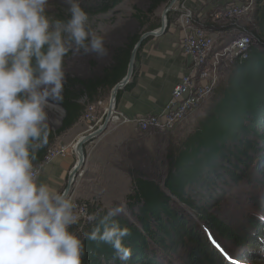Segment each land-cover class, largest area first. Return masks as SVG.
<instances>
[{
	"label": "trees",
	"instance_id": "trees-1",
	"mask_svg": "<svg viewBox=\"0 0 264 264\" xmlns=\"http://www.w3.org/2000/svg\"><path fill=\"white\" fill-rule=\"evenodd\" d=\"M122 1L89 0L84 9L92 14L105 13ZM169 1L148 0L146 12L136 15L140 32L127 35L110 48L108 65L85 74L65 69L63 101L56 103L64 115L58 128L50 131L48 145L38 152L36 167L42 164L56 136L82 114L85 104L81 99L85 97L88 104L99 100L102 90H111L124 77L130 53L140 36L160 25L158 21L148 24V20ZM261 1L257 0L255 39L248 57L236 58L231 63L194 131L177 143H168L165 158L169 168L165 178L152 177L139 168L128 169L133 190L127 195V204L136 223L123 215L117 217L122 226L131 230L123 240L132 248L126 264H264L262 255L248 253L244 248L246 242L255 246L264 242V3L260 6ZM177 14L173 10L167 13V27ZM206 25H212L214 30L219 28L209 22ZM149 38L144 39L138 52ZM71 55L65 58V67ZM134 81L133 70L124 90ZM119 95L120 92L116 102ZM245 179L254 187V204L252 210L245 212L244 223L237 225L212 209L220 207L219 198L225 189L236 190ZM178 205L185 207L183 215L177 210ZM99 208L91 205L88 212ZM83 222L71 229L82 239L93 227L89 221ZM208 236L219 247L211 246ZM84 243L85 264H121L111 246L87 239Z\"/></svg>",
	"mask_w": 264,
	"mask_h": 264
},
{
	"label": "clouds",
	"instance_id": "clouds-1",
	"mask_svg": "<svg viewBox=\"0 0 264 264\" xmlns=\"http://www.w3.org/2000/svg\"><path fill=\"white\" fill-rule=\"evenodd\" d=\"M49 3L0 0V264H85L84 239L111 246L126 264L131 230L117 219L126 204L91 213L82 239L71 230L81 220L74 197L34 165L48 145L50 106L63 101L65 58L109 54L79 0H64L66 19L49 16Z\"/></svg>",
	"mask_w": 264,
	"mask_h": 264
},
{
	"label": "rangeland",
	"instance_id": "rangeland-1",
	"mask_svg": "<svg viewBox=\"0 0 264 264\" xmlns=\"http://www.w3.org/2000/svg\"><path fill=\"white\" fill-rule=\"evenodd\" d=\"M79 2L81 6L85 8L87 7L89 0H79ZM263 3L264 0L261 1L260 6H263ZM147 5H148V0H123L122 2L117 4L113 9L105 13H98V14L88 13L90 26L98 34H102L105 36V46L108 49L109 54L103 58H97L95 55H87V56L71 55V57H69L66 62L65 69L71 73L77 72L79 74H85L90 70L98 71L102 67L108 65L110 62V48L122 42L127 35L134 34L138 31L140 32V30L138 29V21L136 19V15L139 17L140 15L138 13H145L147 10ZM179 5L180 3L177 0L174 3L171 10L176 11L177 13L178 11L177 9ZM164 7L165 6L161 7L159 10L155 12V15L148 20L149 21L148 24L154 23L156 21L160 23L161 14ZM202 8L204 7H201L199 9L201 12L207 13V11L209 10V9L202 10ZM255 12L256 9H254L253 16ZM48 15L55 19H66L68 13L66 11V5L64 4V0H50L48 6ZM176 18L177 17L175 15V20ZM254 18L255 17H253V20ZM238 21L242 23L241 28H246L249 31L250 29H252L251 21H249L248 24L247 20L243 17H239ZM176 22H175L176 26L180 28ZM219 28L222 29L221 26ZM231 37L232 34L230 32H226L216 36L215 41L226 43L227 41H230L229 39ZM230 65L221 66L217 74L218 77L217 82L214 85V88L212 90L209 99L205 100L200 105H198L195 110H193L182 121H180L174 127V130L172 132H165L161 129L158 130L154 128H149L146 130H138L135 128L136 132H134V134L136 141L135 143H129V145L128 146L126 145V148L123 149L122 158L128 159V162L123 164L119 171L110 170L108 172L105 171L101 172L100 166H96L91 170L90 167L92 166L90 165V162L95 160L96 156L93 155V153L90 150L91 147V145H89L90 143L84 146L83 152L85 156V163L82 170L75 178L74 181L75 190L72 187L70 191V195L74 197L75 201L81 204H86L87 208L91 205L93 206L99 205L101 208H107L116 203L126 204L128 214L125 217L127 218L129 217L133 222L136 223V219L130 215L132 209L127 204V195L133 190L131 186V179L129 177L128 169L139 168L140 170L146 172L148 175L152 177L158 176L160 180L165 178V175L168 172V168H169L167 160L165 158V152H166L165 149L168 143H177L178 141L184 139L188 134L194 131L198 119L207 110L212 97L216 94V89L219 83L221 82L223 76H225V74L227 73L228 69L230 68ZM110 92L111 90L109 89L101 91L99 98L100 103L96 105L97 108L95 107L94 110L95 115L97 117L102 116V119L104 118L106 114L105 112L108 107ZM81 102L85 104V108L89 105L94 104V102L88 104L85 97L81 99ZM50 109H49L50 127L53 128V130H56L60 125L61 119L63 117L61 115H64V111L56 103H53L50 106ZM121 125H126V124H120L116 122V123H112V125H110L109 127L112 128V130H114ZM75 142L76 140L67 145H56V146H67L70 148L71 145H73V143ZM69 153H74V151L69 150L68 154ZM91 155L92 157L89 160V157ZM120 157L121 155H118V157L116 158L117 161L120 159ZM96 158H98V154ZM115 165L119 167L121 163L120 164L116 163ZM109 167L114 168L111 166ZM247 182H248L247 179L242 181V183H240V185L236 188V190H233L232 188L225 189L226 192L222 194L221 198H219L220 207L215 206L212 210H216L219 214L222 215V217H226V219H228L230 222H233L237 225L243 224L244 223L243 217L247 212L253 209L252 205L254 203L252 200V196L255 195L254 187ZM184 209H185L184 206L178 205L177 210L179 211L180 215H183ZM86 221H88V217L84 219V222ZM208 243L215 248L219 247L215 242V240H212V237L210 236H208ZM246 244L247 245L244 244L245 245L244 248L246 247L248 249L247 251L248 253H256L257 255L259 254L264 257L263 241L261 243L263 246L260 244H258V246H255L253 244H250L249 242H246ZM227 246H229V243L227 244ZM181 251L183 252L184 250L181 249ZM176 255L179 258L181 257L178 254ZM222 255L224 256V253H222Z\"/></svg>",
	"mask_w": 264,
	"mask_h": 264
},
{
	"label": "built area",
	"instance_id": "built-area-1",
	"mask_svg": "<svg viewBox=\"0 0 264 264\" xmlns=\"http://www.w3.org/2000/svg\"><path fill=\"white\" fill-rule=\"evenodd\" d=\"M185 1L180 2L176 20L182 31L180 48L189 58V71L181 75L159 112L128 117L114 109L110 125L118 122L132 125L138 130L154 128L172 132L180 121L209 99L221 66H229L236 58L244 60L248 57L255 39L253 12L257 0H224L220 4H211L207 13L187 7ZM239 17L245 18L247 23L251 21L252 29L249 32L242 30ZM207 22L221 26L222 29L214 30L212 25H206ZM226 32L232 34L230 41H215L216 36ZM94 110L95 106L89 105L82 116L84 120L93 122L89 129L97 127L102 121V116L97 117ZM73 145L70 148L50 146L43 157V163L65 157L69 150H73ZM76 204L80 221H84L90 215L87 205L78 202Z\"/></svg>",
	"mask_w": 264,
	"mask_h": 264
},
{
	"label": "crops",
	"instance_id": "crops-1",
	"mask_svg": "<svg viewBox=\"0 0 264 264\" xmlns=\"http://www.w3.org/2000/svg\"><path fill=\"white\" fill-rule=\"evenodd\" d=\"M223 2L224 0H186L185 5L194 10L201 7H204L202 10H205L210 8L211 4ZM174 21L176 22V20ZM174 21L166 27L163 35L159 37L150 36L138 52L134 68V84L126 90L123 89L116 102V110L123 115L132 117L159 112L169 99L171 91L181 75L189 71V58L180 48L182 31ZM99 103L100 100L95 101L93 105L96 107ZM85 110L86 108L70 128L56 136L52 143L53 146L67 145L91 131L89 125L93 122H88L82 118ZM50 129L53 130L51 127ZM134 132H136L135 127L128 124L121 125L114 130L109 127L98 138L86 143L84 146L90 143L91 152L96 157L98 154L99 158L95 157V160L90 162L91 170L100 166L101 172L119 171L122 165L128 162V159L122 158L123 149L129 143H135ZM118 155L121 157L117 161ZM91 157L92 155L89 160ZM75 161L74 153H67L65 157L57 158L50 163L42 162L39 166L42 169L40 179L64 189L68 173ZM116 163H121V165L117 167ZM74 185L75 183L72 185L73 189L75 188Z\"/></svg>",
	"mask_w": 264,
	"mask_h": 264
},
{
	"label": "water",
	"instance_id": "water-1",
	"mask_svg": "<svg viewBox=\"0 0 264 264\" xmlns=\"http://www.w3.org/2000/svg\"><path fill=\"white\" fill-rule=\"evenodd\" d=\"M176 1L177 0H170L165 5V7L163 8L159 27L154 29V30L144 32L140 36V38L138 39L136 44L134 45V47L130 53V57H129L125 76L111 89L110 98L108 101V107H107V110L105 112L106 114H105L104 118L102 119L101 124L96 129L88 132L87 134L80 136L76 140V142L74 143L73 151H74V155L76 157V162L68 173L66 184L64 187V189H66L69 193L71 191V188H72V185L75 181V178L77 177L79 172L82 170L84 163H85V157H84V152H83L84 145L86 143L92 141L93 139L98 138L101 134H103L108 129V127L111 123V116H112L114 109L116 107V95L125 88V86L127 85V83L131 79V76H132V73L134 70L135 56L139 50L141 43L147 37H150V36L151 37H159V36L164 34L165 29L167 27V18H166L167 13L172 9V7Z\"/></svg>",
	"mask_w": 264,
	"mask_h": 264
},
{
	"label": "bare ground",
	"instance_id": "bare-ground-1",
	"mask_svg": "<svg viewBox=\"0 0 264 264\" xmlns=\"http://www.w3.org/2000/svg\"><path fill=\"white\" fill-rule=\"evenodd\" d=\"M242 30L245 31V32H249V30H246L245 28H242ZM124 76H125V75H124Z\"/></svg>",
	"mask_w": 264,
	"mask_h": 264
}]
</instances>
